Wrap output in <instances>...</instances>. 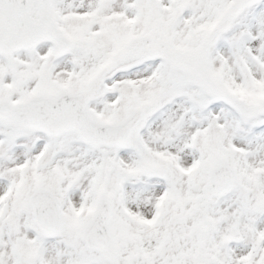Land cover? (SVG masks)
Listing matches in <instances>:
<instances>
[{
  "label": "snow or ice",
  "instance_id": "1",
  "mask_svg": "<svg viewBox=\"0 0 264 264\" xmlns=\"http://www.w3.org/2000/svg\"><path fill=\"white\" fill-rule=\"evenodd\" d=\"M0 264H264V0H0Z\"/></svg>",
  "mask_w": 264,
  "mask_h": 264
}]
</instances>
